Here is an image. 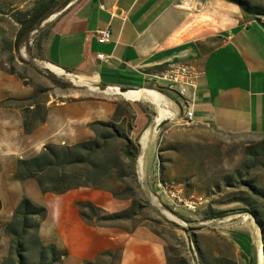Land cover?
<instances>
[{
    "label": "crops",
    "instance_id": "1",
    "mask_svg": "<svg viewBox=\"0 0 264 264\" xmlns=\"http://www.w3.org/2000/svg\"><path fill=\"white\" fill-rule=\"evenodd\" d=\"M260 1L264 3V0ZM263 20L264 17L259 20L247 15L238 4L230 0H68L47 21L41 42V59L76 76H84L93 81L102 80L104 72L107 71L115 74L136 73L143 77V86L149 83L155 85V88H161L162 95L169 100H167L169 107L178 112L176 120H180L184 115L187 107L185 100L190 95L194 103L195 128L214 131L239 140L263 141ZM106 26L111 27L110 40L100 43L96 31ZM98 53H104L105 58L98 57ZM178 62L194 64L202 71L197 86L189 87V92L185 96L177 92L179 86L171 85L169 82L168 87L161 86L153 76L148 75L165 72L171 63ZM253 73H256V77ZM253 86L258 88L256 93L262 96L256 104L260 114L255 127L250 116L253 113L250 97L243 104L244 107L241 105L242 94L246 95L248 88L251 91ZM107 105L105 109L104 107L100 109L99 106L90 107L93 117L81 126L86 130L82 137L92 134L87 127L89 121L113 111V104L109 102ZM136 106L140 112L143 110L147 112V116L137 120L138 126L147 122L145 128L147 130L153 117L152 113L145 109L147 106L141 101H137ZM86 111L88 108L82 107L80 114ZM71 116L69 114L68 119ZM51 118L52 115L43 130L38 128L35 130L34 136L40 135L39 139L42 141L49 140L44 141L42 145L46 144L45 142L60 144L65 143L66 139L69 141L73 134L71 129L65 130L64 136L58 135L64 138L63 141L51 139L60 132L59 128L49 129ZM7 119V113L0 111L2 174L6 170H13L14 173L16 168L14 160L17 163V159L22 156L21 149L32 145L23 143V119L16 120L13 131L9 130V126L12 125L9 122L12 120L8 122ZM68 119L65 117L57 122L51 120V124L52 126L62 122L66 124ZM80 136L78 135L77 140L82 138ZM180 158L178 156L177 160ZM10 160L13 161L9 167L6 161ZM167 160L174 161L171 157ZM161 177L164 179L161 180ZM196 177L195 173L191 175L184 173L179 177L175 173L161 171L158 183H195ZM8 192L16 197L19 195L17 189L10 187ZM24 195L22 194L21 198ZM92 195L95 203L100 206H105L107 200H119L107 190H95ZM248 218L249 221H243L239 225H228L218 230L229 244V249L225 252L218 247L206 250L200 244L196 233L194 240L199 248L200 263L217 264L214 259L222 256L224 261L219 264H262L259 247L262 243L263 249L262 233L250 214ZM91 232L109 233L108 242L117 246L105 250L120 247L122 257L119 264H168L167 249L170 246L177 247L183 254V249L180 248L184 244L182 239H178L179 244L175 245L154 225H140L130 231L96 226ZM232 246L234 250H231ZM201 251L204 253V261L200 255ZM103 252L104 250L97 252L96 259Z\"/></svg>",
    "mask_w": 264,
    "mask_h": 264
},
{
    "label": "rangeland",
    "instance_id": "2",
    "mask_svg": "<svg viewBox=\"0 0 264 264\" xmlns=\"http://www.w3.org/2000/svg\"><path fill=\"white\" fill-rule=\"evenodd\" d=\"M31 1L32 0H0V3H4L8 10H17L25 9ZM49 18L51 17H48L39 29L31 33L29 40L22 44L21 49L16 52V58L13 64L5 59V62L8 63L5 66L7 70L0 72V97H23L34 92V90H40V100L49 107L50 115H52L51 120L57 122V120L61 121L65 117L68 119L69 114L75 115V118L72 116L71 118L69 117L66 124L62 122L58 125L60 132L51 139H55L56 141L57 138L59 142L63 141L64 138L60 137L64 136V131L67 129H71L73 134L69 141L66 139L65 143L57 145L73 143L78 139V135L82 137L83 134H86L85 127L82 128L81 126L84 125L85 121L93 117V111L90 107L99 106L100 109L101 107L105 109L108 107L107 104L109 102L116 99L121 101H141L145 103L153 116L147 129L155 128L159 110L153 102L147 99L140 100L125 94L108 93L88 87L81 88L75 85L66 74H57L47 68L44 61L41 59V42ZM15 29L16 26L10 18L0 17V34L11 36ZM5 58H7V56ZM10 69H14L15 72L10 71ZM73 75L75 76V74ZM253 75L256 77V73H253ZM76 77L79 78L78 80L87 78L84 76ZM102 79L107 83L113 84H134L132 86H139L144 83L143 77L136 73L115 74L112 71H107L104 72ZM156 80H158L161 86H169L167 80L161 77H157ZM154 86L155 85L148 83L145 87L155 89L161 93V88H155ZM173 88L176 89V87ZM256 91H258L256 86H253L251 91L248 88L246 95L242 94L241 103L242 107H244L243 104L250 97L253 103V113L250 114L253 127L256 126L260 114L256 104L259 99L262 98ZM28 102L29 100H11L4 104H0V111L8 115L7 121L9 122L12 120V122H9L12 125H8L10 131H13L16 127V120H19V118L23 119L20 105ZM82 107H87L88 111L80 114ZM168 109L170 112L171 108L169 107ZM51 120L48 125L49 129L52 127ZM4 123L5 122L2 124L5 126ZM45 125V123L40 124L38 129L43 130ZM58 135L61 136L58 137ZM39 136L40 135L35 136L37 139L31 141L32 145L26 148L28 150L24 147L23 150L21 149L20 154L22 156H30L39 152L43 148L42 143H44V141H49H42L39 139ZM150 138L149 140H151ZM30 139H32V137L27 138L24 132L23 143H29ZM25 140H28V142H25ZM259 141L261 140H239L233 137L223 136L214 131L195 128L194 125H183L180 120H176L175 118L162 128L159 138L149 146L147 160H144V151L150 142L148 141L146 145L142 143L143 146L140 149L141 155H139V158L143 156V164L140 166V160L138 158L137 173L141 188L144 190L145 196H147L149 202L141 200L140 195L137 194V197H139L141 203L145 204V206H143L142 212L134 220H103L97 222L96 225H92L80 214V205L78 202L81 200H90L95 203V198L92 193L95 192V190L103 189L81 187L79 190L73 189L64 194L50 192L43 194L39 191L37 185L29 181H15L13 178V170H6L3 174L0 173V195L3 204L0 210V219L6 222L12 218L13 210L20 201L22 194L28 195V197L32 198L35 202L45 205L48 209V216L42 223L41 236L46 244L54 242L58 250L67 251L62 255V262L55 261L53 264H86L88 260H96V256H98L97 252L106 251L105 249L114 247L115 244L108 242L109 233L91 232L92 228L96 226L116 227L130 231L136 229L140 225L156 226L157 229L175 245L179 244L178 239H182L184 244L183 246L181 245L180 248L183 249V254L190 260V263L193 264L184 231L167 221L159 210L165 213H171L177 220L186 225L202 226L196 233L200 240V244H202L206 250L218 247L222 252L227 251L229 249V244L222 238L223 235L219 233L218 230L228 225H239L243 223V221H249V213L243 211L235 216L203 220L201 213H199L197 209L204 207L208 201L210 202L214 198L225 199L226 194L235 191L237 188L225 185L224 177L231 174L238 179L239 176L235 173L238 168L243 171V179H252L259 188L264 190V151H260V154L257 156L258 160L255 164H252L250 160L253 156L246 153L244 149L247 145ZM167 146H174L176 148L160 150ZM178 156L181 157L179 160H177ZM170 157L173 158L174 161H168L167 159ZM12 161L13 160L6 161L9 167ZM14 161L16 164V160ZM146 163H148L147 186L145 174ZM161 171L172 174L175 173L179 175V177L184 173L189 175L195 173V175H197L195 183H190L192 185H188V183L183 184L184 194H193V201H202V199H207V201L200 205L195 212L189 211L187 208L179 205L162 190L161 185L158 183L160 181L159 176ZM157 172H159V174H157ZM127 180L128 179H126V181ZM216 182L221 184L222 192L215 188L214 185ZM161 183L166 186H174L173 183ZM115 184L116 183L112 180L108 185L111 186ZM240 186L243 191L248 189L245 184ZM9 187L14 190L17 189V193L19 194L18 197L8 192ZM207 187L213 188L216 193L212 195L206 194L205 189ZM255 198L262 197L257 194ZM261 201H263L262 205H264V198L261 199ZM130 203V200L124 199L107 200L105 206H102L103 210L101 214L122 210L129 206ZM229 203H232L233 206H245L247 208H252L253 206L250 200ZM219 205H221V203H219ZM232 205L225 204L219 207H231ZM170 207L173 208L174 211L191 218L192 221L182 219L171 210ZM0 243L2 244L0 250V264H10L7 262V257L10 254L9 243L6 239L0 240ZM231 250H234L233 246ZM170 252L173 254L171 248ZM117 254L118 250H115L114 256ZM34 259L36 258L33 257V260ZM110 260L111 257L105 255L99 261V264H109ZM114 261L117 264V258H114Z\"/></svg>",
    "mask_w": 264,
    "mask_h": 264
},
{
    "label": "trees",
    "instance_id": "3",
    "mask_svg": "<svg viewBox=\"0 0 264 264\" xmlns=\"http://www.w3.org/2000/svg\"><path fill=\"white\" fill-rule=\"evenodd\" d=\"M61 1L32 0L25 9L17 10H8L4 3H0V17L10 18L16 26L13 35L0 34V72L7 70L5 66L8 62L13 64L16 52L21 49L24 42L29 40L31 33L39 29L48 17L59 11L68 2V0ZM230 1L238 4L243 12L249 16L259 20L264 17V3L260 0L259 2L252 0ZM262 23L264 25V20ZM6 56L7 58H5ZM5 59H7V63ZM10 71L15 72L14 69H10ZM101 81L105 82L104 79ZM40 92V90H34V92L23 97H0V104L11 100H29L28 103L20 105L25 135L27 138L32 137L29 143L35 141L34 133L38 126L46 123L50 117V109L46 103L40 100ZM110 103L113 104V111L87 123V127L92 132L91 135L83 136L72 144L57 145L48 142L43 145L39 152L30 156L19 157L13 173L14 179L22 182L29 181L37 185L43 194L49 192L64 194L81 187H93L107 189L116 199L131 201L130 205L122 210L104 214H101L103 207L93 201H79L80 214L92 225L103 220H134L137 218L145 206L137 194L140 195L141 200L149 202L141 188L137 173L140 155L138 142L147 126V122L138 126L137 120L147 116V112L146 110L139 111L136 106L137 101L116 99ZM57 128L58 124H53L51 129L56 130ZM174 148L176 147L167 146L160 150ZM244 149L246 153L253 156L250 162L255 164L260 151H264V140L247 145ZM235 173L239 176L238 179L231 174L224 177L225 185L237 188L235 191L226 194L225 199L214 198L212 201H208L202 207L203 209L197 210L201 213L203 220L222 218L243 211L248 212L260 227L264 253V205L261 201L264 198V190L259 188L252 179H243L241 169L238 168ZM126 179L128 180L126 181ZM163 179L161 177V180ZM112 180L116 184L108 185ZM242 184L247 185L249 190L243 191L240 186ZM188 185L192 184L188 183ZM214 186L222 192L219 182H216ZM205 190L208 195L216 193L213 188L207 187ZM257 194L262 198H255ZM246 200L251 201L252 208L233 206L232 203H229ZM225 204L232 206L219 207ZM2 205L0 198V210ZM174 212L182 219L192 221L186 215L177 211ZM47 216L48 209L45 205L35 202L28 195H24L14 208L12 218L6 222L0 219V240L6 239L9 243L10 254L7 257V262L10 264L62 262V255L67 251L58 250L54 242L46 244L41 236V226ZM1 248L2 244L0 243V250ZM170 248L173 250V254L170 252ZM115 250H118L116 256H114ZM167 253L168 264H191L190 260L177 247H168ZM105 255L111 257L109 264H116L114 258H117V264H119L122 249L118 247L104 251L95 261L88 260L86 264H99ZM200 255L204 261L205 257L202 251ZM33 257L36 259L33 260ZM214 261L219 264V262L224 261V257H216Z\"/></svg>",
    "mask_w": 264,
    "mask_h": 264
},
{
    "label": "built area",
    "instance_id": "4",
    "mask_svg": "<svg viewBox=\"0 0 264 264\" xmlns=\"http://www.w3.org/2000/svg\"><path fill=\"white\" fill-rule=\"evenodd\" d=\"M111 27L106 26L99 28L96 31L98 41L104 43L110 40L111 37ZM98 57L105 58L104 53H98ZM170 66H173V73L158 72L156 74H148L153 76V78L161 77L171 85L179 86L177 92L181 96H185L189 92V87H196L197 80L202 74V71L194 64L190 63H171ZM158 82V80H156ZM159 83V82H158ZM187 107L185 113L180 119L181 124L183 125H194L196 123L193 102L191 97H186ZM162 190L167 193V195L175 200L179 205L187 208L188 210L195 211L200 205L204 204L207 199H202V201H193V194L185 195L184 186L182 183H174V186H166L163 183H160Z\"/></svg>",
    "mask_w": 264,
    "mask_h": 264
},
{
    "label": "water",
    "instance_id": "5",
    "mask_svg": "<svg viewBox=\"0 0 264 264\" xmlns=\"http://www.w3.org/2000/svg\"><path fill=\"white\" fill-rule=\"evenodd\" d=\"M51 17V16H50ZM65 70V69H64ZM65 74L73 81V83L75 85H77L78 87H96L97 89H99L100 91H107L109 88H118L120 93H125L129 90L132 89H136V90H141L143 88H147L143 85H139V86H132V85H126V84H113V83H105L101 80L99 81H93L91 79L89 80H85L83 82H76V80H78L79 78L76 77V75L74 76L73 73L68 72L65 70ZM147 89H151V88H147ZM155 90V89H154ZM170 112L172 114V116H167L164 117L160 120H158L156 122V126L154 128V130L152 131L151 134V140L150 143L147 145L145 151H144V160H147L148 157V150H149V146L151 144H153L158 138L159 135L161 133L162 128L169 122H171L173 119L176 118V116L178 115V112L175 109H170ZM139 148L141 149L143 144L141 139L138 142ZM145 174H146V186H147V175H148V163H146V168H145ZM159 212L161 213V215L167 219V221L171 222L172 224H174L177 228L181 229L184 231L185 235H186V239H187V244H188V249L189 252L191 254L192 257V261L193 264H201L200 260H199V248L196 245V242L194 240V238H196V232L198 230H200L202 228V226H198V225H186L184 223H182L181 221L170 217L167 213L159 210Z\"/></svg>",
    "mask_w": 264,
    "mask_h": 264
},
{
    "label": "bare ground",
    "instance_id": "6",
    "mask_svg": "<svg viewBox=\"0 0 264 264\" xmlns=\"http://www.w3.org/2000/svg\"><path fill=\"white\" fill-rule=\"evenodd\" d=\"M44 63L47 66V68H49L53 72H55L57 74H61V75L65 74V70L62 67H59V66H57L55 64H52L50 62H45L44 61ZM165 73H173V66H170L165 71ZM85 80H89V79L88 78H83L81 80H76V82H83ZM90 88H92L94 90L97 89L96 87H90ZM106 92H108V93L125 94V95H128V96L136 97V98H138L140 100L141 99H147V100L153 102L158 107V110H159V113L157 114L158 116L156 118V122L158 120L164 118V117L172 116V114L169 112V109H168L169 108V103H168L169 100L165 99V96H163L162 93H160L157 90L143 88L141 90L132 89V90H129V91L125 92V93H120L118 88H109ZM153 130H154V128H152V129L149 128V129L145 130V132L143 133V135L141 137V141H142V143L144 145H146L148 143V141L150 142L149 138H150V134H152ZM139 160H140V166H141L143 164V156H140ZM167 214L170 217L175 218V216L172 215L171 213L167 212ZM259 247H260V259H261L262 264H263V262H264V253H263V249H262V243H260Z\"/></svg>",
    "mask_w": 264,
    "mask_h": 264
}]
</instances>
